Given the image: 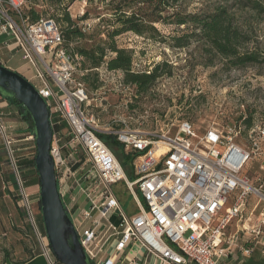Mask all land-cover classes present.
I'll return each instance as SVG.
<instances>
[{"label":"built area","instance_id":"obj_1","mask_svg":"<svg viewBox=\"0 0 264 264\" xmlns=\"http://www.w3.org/2000/svg\"><path fill=\"white\" fill-rule=\"evenodd\" d=\"M34 6L28 0H0V51L11 43L22 51L36 71L30 82L47 102L53 129L66 125L64 132L54 133L51 155L62 199L63 191L72 187L86 197L87 206L79 213L67 209L93 264H123L127 249L134 245L159 264H221L238 247L227 230L242 218L250 197L256 198L254 212L261 208L259 224L250 229L251 243H259L264 238V125L248 130V146L237 142L243 129L238 125L212 127L203 135L187 121L175 133L169 128L145 134L127 126L102 127L90 113L95 99H90L81 79L83 58L63 47L64 36L55 20H32ZM82 29L87 32L91 25ZM0 132L10 149L12 141L1 119ZM100 135L115 136L127 155H138L132 163L134 180ZM10 155L21 206L48 254L47 239L35 222L32 194L24 187L12 151ZM258 156L261 175L254 186L245 170ZM84 163L90 165L87 172ZM121 182L133 198L134 214L124 210L112 190ZM238 248L243 257L253 253L252 248ZM127 264L145 261L136 255Z\"/></svg>","mask_w":264,"mask_h":264},{"label":"rangeland","instance_id":"obj_2","mask_svg":"<svg viewBox=\"0 0 264 264\" xmlns=\"http://www.w3.org/2000/svg\"><path fill=\"white\" fill-rule=\"evenodd\" d=\"M28 1L36 5L38 10L48 12L44 17L54 19L62 27L58 22L60 13H57L59 11L55 5L44 0ZM110 1L78 0L68 5V11L73 20L79 21L80 28L91 25L87 34L97 28L104 32L106 27L101 24L100 19H111L107 6ZM257 1L264 3V0ZM223 4L222 0H187L183 6L191 13H206L214 6ZM53 14L55 17L51 16ZM84 16L88 19L82 21ZM236 22L250 37V49L264 53V17L257 16L247 9L237 11ZM160 28L166 36L175 30ZM117 41L120 47L133 51L135 72H148L158 64L167 62L172 66V74L162 76L148 94L140 95L134 87L124 84L123 73L108 71L105 66L99 71L96 70L95 74L101 86L98 90H91L88 86L87 89L90 99H95L91 103L90 113L100 120L102 127L120 129L127 126L145 134L169 128L175 133L177 126L182 121H187L194 125L199 135H203L212 127L222 129L228 125H238L243 129L237 142L248 146L251 142L248 130L264 125V64L229 69L222 67L218 58L214 60L215 65H209L208 57L196 43L189 49L179 50L172 48L170 41H153L131 33L122 35ZM29 66L35 74V69L32 65ZM28 76L31 77V74ZM2 112L0 119L6 136L12 141L10 149L15 163L16 155L25 154L31 158L35 156L36 142L30 139L27 124L12 117L14 114L11 109H4ZM247 118L251 119L250 126L246 123ZM10 149L4 144V139L0 138V160L5 164L0 171L3 173L4 182H10L7 186L15 190L14 200L21 203L19 185H14L17 178L13 172ZM262 150L264 151V146ZM260 161V156L251 160L245 170L254 186L259 184L256 179L261 175ZM89 170L90 165L84 163V171ZM81 182L85 184L84 179ZM2 186L0 196L7 195L9 191L4 190V185ZM112 190L129 215L137 212L124 182L113 185ZM27 192L32 194L31 199L34 198V201L31 200L32 204L35 203L39 207L36 199L40 198V186L28 188ZM38 210L39 208L37 212Z\"/></svg>","mask_w":264,"mask_h":264},{"label":"trees","instance_id":"obj_3","mask_svg":"<svg viewBox=\"0 0 264 264\" xmlns=\"http://www.w3.org/2000/svg\"><path fill=\"white\" fill-rule=\"evenodd\" d=\"M44 1L51 2L59 11L57 12L60 13L58 22L62 27L55 22L60 29L62 28L63 47L73 56L79 55L83 58L80 68L86 74L84 73L81 79L91 90H98L101 86L95 71L102 66H105L108 71L123 73L124 84L134 87L140 95L148 94L162 76L172 74V66L167 62L158 64L150 73L135 72L133 51L120 47L117 41V38L129 33L163 43L170 41L171 47L179 50L189 49L196 43L208 57L209 65H215L216 58L219 59L222 67L229 69H243L264 64V53L250 49V37L236 22L237 11L247 9L257 16L264 17V3L257 0H222L223 5L214 6L206 13L188 12L183 6L187 0H111L107 5L111 12V19L107 21L100 19L101 24L106 27L105 31L102 32L97 28L90 34L80 28L79 21L73 20L68 11V5L78 0ZM30 15L33 21H37L41 17L46 18L44 16H47L48 12L40 11L34 6ZM51 16L55 17L54 14ZM87 19L86 16L81 18L82 21ZM160 27L175 30L166 36ZM72 45H74L73 48ZM2 100L7 103L6 109H11L15 115L12 117L25 122L29 136H33L34 127L29 113L16 100ZM246 123L250 126L251 119L247 118ZM65 130V124L54 125V133ZM100 137L117 156L128 177L135 179L132 163L138 155H127L124 146L113 135H100ZM15 157L24 187L28 189L40 186V177L35 163L36 155L32 158L25 154ZM5 183L10 184V182ZM14 183L18 185L17 181ZM31 200L34 201V198ZM36 200L39 202V213L35 214V222L43 238H46L40 198ZM28 229L31 244L37 246L35 252H29V259H33L41 254L42 250L31 223ZM34 237L36 240H33ZM2 252L4 258H10L12 255L8 250ZM55 264L60 263L55 261Z\"/></svg>","mask_w":264,"mask_h":264},{"label":"crops","instance_id":"obj_4","mask_svg":"<svg viewBox=\"0 0 264 264\" xmlns=\"http://www.w3.org/2000/svg\"><path fill=\"white\" fill-rule=\"evenodd\" d=\"M0 57L2 64L7 68L19 72L29 81L34 78L29 63L23 59L22 51L15 44L11 43L10 46H4L0 51ZM29 74H31V77L28 76ZM2 99L0 95V114H3L2 111L7 107V103ZM0 138L4 139L1 132ZM3 165H5L4 161L0 160V168H3ZM78 178H82V175H79ZM2 185H4V190L7 189L9 192L7 195L0 196V264H55L56 260L52 257L53 255L51 256V252L50 254L45 253L38 238L42 253L36 255L33 259H29V252H35L37 246L31 244L30 241L28 215L22 208L21 203L14 200L15 190L13 187L6 185L3 180V173L0 171V189ZM67 189L63 191V201L66 207L72 210L73 214H77L83 208H86V197L73 187L69 191ZM255 204L256 198L250 197L242 218L235 219L227 230L228 238L237 239L236 244L238 247L252 248V255L250 257H243L240 249L236 247L232 255L227 259H223L221 264H264V252L262 249L264 238H261L257 244L253 243L255 246L251 243L253 235L250 233V229L259 224V213L261 212V208L254 212ZM32 207L34 214L38 215L39 210L37 212V205L34 203ZM112 221L115 222L116 219L112 217ZM3 250L10 251L12 253L11 257L4 258ZM136 255L143 259L145 264H159V261L155 257L147 255L145 250L138 245L130 246L127 249L125 253L126 259L123 264H127V261ZM117 264H120V262Z\"/></svg>","mask_w":264,"mask_h":264},{"label":"water","instance_id":"obj_5","mask_svg":"<svg viewBox=\"0 0 264 264\" xmlns=\"http://www.w3.org/2000/svg\"><path fill=\"white\" fill-rule=\"evenodd\" d=\"M0 95L16 100L31 116L36 142V169L40 177V204L50 252L60 264H93L83 248L62 199L51 155L54 129L46 100L22 74L0 63Z\"/></svg>","mask_w":264,"mask_h":264}]
</instances>
